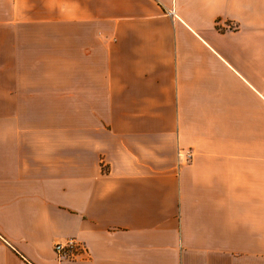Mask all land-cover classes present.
Returning <instances> with one entry per match:
<instances>
[{"label": "crops", "instance_id": "0c3cea01", "mask_svg": "<svg viewBox=\"0 0 264 264\" xmlns=\"http://www.w3.org/2000/svg\"><path fill=\"white\" fill-rule=\"evenodd\" d=\"M0 264H264V0H0Z\"/></svg>", "mask_w": 264, "mask_h": 264}, {"label": "built area", "instance_id": "2783aa9c", "mask_svg": "<svg viewBox=\"0 0 264 264\" xmlns=\"http://www.w3.org/2000/svg\"><path fill=\"white\" fill-rule=\"evenodd\" d=\"M54 251L59 258H70L80 250H84V245L75 237H67L54 243Z\"/></svg>", "mask_w": 264, "mask_h": 264}]
</instances>
